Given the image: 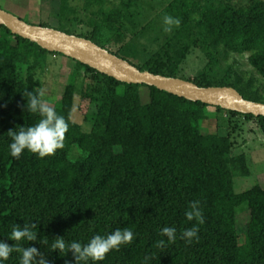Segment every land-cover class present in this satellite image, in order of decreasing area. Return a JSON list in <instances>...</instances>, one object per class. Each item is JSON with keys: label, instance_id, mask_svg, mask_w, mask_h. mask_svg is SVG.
I'll use <instances>...</instances> for the list:
<instances>
[{"label": "trees", "instance_id": "obj_1", "mask_svg": "<svg viewBox=\"0 0 264 264\" xmlns=\"http://www.w3.org/2000/svg\"><path fill=\"white\" fill-rule=\"evenodd\" d=\"M125 10H99L101 22L77 36L107 49ZM165 13L176 30L141 64L109 51L140 71L264 104V1L172 0ZM102 33L108 40L96 41ZM195 49L208 62L190 80L180 66ZM230 54H248L260 92L234 80L231 67L214 73ZM48 56L63 55L0 26V264H264V188H233L234 177L250 174L234 135L249 121L264 135L263 116L121 83L74 60L82 75L73 72L45 114ZM78 77L81 100L96 105L89 131L71 119ZM208 108L227 116L226 135L218 122L201 131L214 116Z\"/></svg>", "mask_w": 264, "mask_h": 264}, {"label": "rangeland", "instance_id": "obj_2", "mask_svg": "<svg viewBox=\"0 0 264 264\" xmlns=\"http://www.w3.org/2000/svg\"><path fill=\"white\" fill-rule=\"evenodd\" d=\"M172 0H0V9L22 19L30 25L46 26L60 32H69L73 36L86 35L92 31L95 23L102 20V12L123 6L127 19L122 20L121 28L111 38L107 50L119 52L133 64H141L151 54L158 51L166 38L176 30V23L165 13L166 6ZM234 6H243L248 0H224ZM264 1V0H262ZM103 10L102 12L98 11ZM104 12V13H105ZM96 41L108 40L104 33L96 36ZM248 54H230L220 59L218 68H212L219 76L227 67L233 71V79L253 84V89L261 91V79L247 62ZM207 60L198 50H192L180 66L181 77L193 79L200 74ZM42 77L41 111L50 114L63 93L73 72L77 70L72 59L63 56H48V63ZM218 70V71H217ZM217 71V72H216ZM76 98L71 119L83 130L89 131L90 120L96 111L95 104L81 100L82 80L76 78ZM87 113L88 120L83 117ZM207 114H213L210 122L203 123L202 132L214 129L218 122V133L226 135L231 128L229 119L223 112L208 108ZM241 131L234 135V154L246 155L250 174L247 177H234L235 193L244 192L255 185L264 188V135L256 128L253 121L240 124ZM240 233H244L247 213L240 211L236 216ZM242 239H240V243Z\"/></svg>", "mask_w": 264, "mask_h": 264}, {"label": "water", "instance_id": "obj_3", "mask_svg": "<svg viewBox=\"0 0 264 264\" xmlns=\"http://www.w3.org/2000/svg\"><path fill=\"white\" fill-rule=\"evenodd\" d=\"M0 26H4L11 34L31 41L50 53L68 57L118 82L146 85L225 111L264 117V104L244 100L233 88L198 87L190 81L140 71L128 61L97 46L90 40L51 28L27 24L2 9H0Z\"/></svg>", "mask_w": 264, "mask_h": 264}]
</instances>
